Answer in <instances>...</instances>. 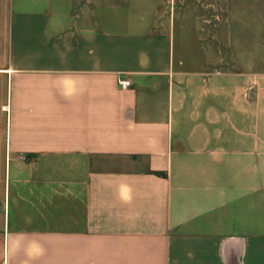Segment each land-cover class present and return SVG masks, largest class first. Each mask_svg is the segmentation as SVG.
I'll return each instance as SVG.
<instances>
[{"label": "crops", "instance_id": "1", "mask_svg": "<svg viewBox=\"0 0 264 264\" xmlns=\"http://www.w3.org/2000/svg\"><path fill=\"white\" fill-rule=\"evenodd\" d=\"M167 3L0 0V264H264V70Z\"/></svg>", "mask_w": 264, "mask_h": 264}, {"label": "rangeland", "instance_id": "2", "mask_svg": "<svg viewBox=\"0 0 264 264\" xmlns=\"http://www.w3.org/2000/svg\"><path fill=\"white\" fill-rule=\"evenodd\" d=\"M171 8L175 44L177 49L181 46L177 53L183 52L186 43L193 49L191 56L197 55L193 33L206 21V26L215 29V42L221 45L223 67L240 69L247 48L253 54L254 70H264V0H174Z\"/></svg>", "mask_w": 264, "mask_h": 264}, {"label": "built area", "instance_id": "3", "mask_svg": "<svg viewBox=\"0 0 264 264\" xmlns=\"http://www.w3.org/2000/svg\"><path fill=\"white\" fill-rule=\"evenodd\" d=\"M119 85L123 88L127 87L130 85V82L129 81H122V80H119ZM251 87L248 88L249 91H251Z\"/></svg>", "mask_w": 264, "mask_h": 264}]
</instances>
